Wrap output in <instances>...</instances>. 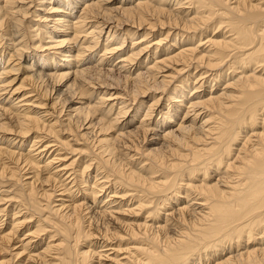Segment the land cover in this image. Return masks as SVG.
<instances>
[{"label": "bare ground", "instance_id": "bare-ground-1", "mask_svg": "<svg viewBox=\"0 0 264 264\" xmlns=\"http://www.w3.org/2000/svg\"><path fill=\"white\" fill-rule=\"evenodd\" d=\"M3 178L0 264H264V0H0Z\"/></svg>", "mask_w": 264, "mask_h": 264}, {"label": "rangeland", "instance_id": "rangeland-1", "mask_svg": "<svg viewBox=\"0 0 264 264\" xmlns=\"http://www.w3.org/2000/svg\"><path fill=\"white\" fill-rule=\"evenodd\" d=\"M26 3H28V2H26V1H24V4H25V7H27L26 6ZM37 4H34V3H32L31 5H30V8H29V13H31L32 12V14H28V18H26L25 19V23L27 24V25H34V26H36V28H37V24H43V23H40L39 22V17H41L42 16V11H43V8L44 7H42L41 6V4H40V6H36ZM36 9V10H35ZM40 9V10H39ZM38 10V11H37ZM33 11H34V14H33ZM39 17H38V16ZM36 20H37V22H39V23H37L36 22ZM42 22V21H41ZM48 27H51L50 26V24H49V26ZM122 30H124V28H123V26H121L120 27V29H119V27H118V30H117V32L119 33V35L121 34L122 35ZM57 32L55 31V33L53 32V35H56L57 36V34H56ZM150 39H152L151 37H150ZM35 41V42H34ZM33 42H30V46L32 45L33 46V44L35 43L36 45L37 44H40V46L41 45H46L45 44V42H47V41H44L43 40V42L41 41L40 42V40H39V42H38V40H34ZM5 42V41H4ZM38 42V43H37ZM129 42V41H128ZM128 42H126L125 43V45H128ZM4 48H5V46H4ZM37 51V52H36ZM36 51H34L35 53H37L38 55L40 54L39 52H38V50H36ZM30 52V51H29ZM33 52V53H34ZM7 53V52H6ZM32 54V53H31ZM19 70H20V72L19 73H13V74H10V75H8L7 76V79L8 80H13L14 79V81H13V83H12V85H10L9 87H7L8 89H10L11 88V92H12V89L13 90H15L16 89V87L17 86H19V84H20V81L24 78V77H26V74L24 75L23 74V63L22 64H20L19 63ZM6 66V65H5ZM142 67H144V66H142ZM106 68H111V67H104V69L103 70H105ZM101 69V68H100ZM116 69H118V67H114V65H113V74L111 73V74H109V75H112V76H115L116 78H118V79H121V81L125 78V76L127 75V74H125L124 72H118V71H116ZM102 70V69H101ZM132 71H133V68L131 69ZM132 71H131V73H132ZM193 72L192 73H194V71L195 70H192ZM116 72V73H115ZM140 72H142V73H144V70H140ZM21 73V74H20ZM101 74H103V73H101ZM102 76V75H101ZM127 77V76H126ZM112 82H109V81H107V86L109 87V84L111 85L109 88H107L108 89V92H110L111 94H113L114 92H116V91H118L120 94L122 93L123 94V92L122 91H126L123 87V83H122V87L121 86H117L118 87V89L117 90H115L116 88H115V86L116 85H114L113 86V83L111 84ZM30 84V85H29ZM115 84V83H114ZM106 86V85H105ZM31 87H34V86H32V83H30L29 82V80L28 81H26L25 82V88H23V89H21V90H19V91H17L16 92V96L18 97V96H21L22 95V93L24 94L25 92L27 93V92H29V91H31L32 89H31ZM37 87V86H36ZM206 87H208L207 85H205L204 86V88H206ZM96 88V87H95ZM106 88H104V89H102V90H107ZM51 89H49V91H50ZM102 90H99V91H102ZM91 92H93L92 90H90ZM202 93L204 92V89H201L200 90ZM35 92L36 93H39L38 91H37V89L35 90ZM35 92H33V93H31V95L32 96H34L36 93ZM94 92H98V91H94ZM3 93V92H2ZM21 94V95H20ZM6 96V98H8L9 97V95H7L6 93H4L3 95H2V98L3 97H5ZM187 97H188V99H189V97H190V95L189 94H187ZM15 98L16 97H14L13 98V100H15ZM93 98H95L94 97V94L91 96V99H93ZM50 99H51V97H50ZM50 99H49V96H47L45 99H44V104H46V106L43 108V109H40L41 111H51V102H50ZM148 99V98H147ZM32 101H33V99H32ZM146 101V100H145ZM15 103H16V101H15ZM50 113V112H49ZM132 113H134V112H132ZM132 113H130V115H133ZM53 117H55V115L53 116ZM154 117V116H153ZM155 118H157L158 119V121L159 120H161L162 118L160 117V116H157V117H155ZM64 119V118H63ZM200 124V122L198 123V125ZM171 126H173L174 124H170ZM159 132H161L160 130H159ZM7 137H11V136H7ZM62 137H64V136H62ZM65 137H66V135H65ZM71 140V139H70ZM17 141H18V139H17ZM17 141H15V143H17ZM71 144L70 145H73V142H70ZM1 147L4 149V148H6L5 146H2L1 145ZM25 147H26V145H24L23 146V148H22V155L23 156H25L26 155V153H27V151H28V148L26 147V149H25ZM83 147L84 148H86V145H83ZM36 153V152H35ZM39 159V158H38ZM46 159V158H45ZM45 159H41L40 161H44ZM43 166V163L41 162L40 163V167H42ZM57 165H54L53 167H56ZM14 168V167H13ZM53 171H55V170H53ZM52 171V172H53ZM24 172H27V174L25 173V177L27 178H29L30 176L32 177V175L33 174H29L28 175V173H31L30 171L28 172L27 171V169H25V171H22L21 172V175H23L24 176ZM43 172H45V174L43 173ZM42 173H43V175L40 173L39 175L41 176L42 175V177H48V175H46L47 173H46V170L45 171H43ZM89 173H91V172H89ZM38 175V178H40L41 180H42V182L40 181V179H38L37 181V183H35L34 185H35V189L38 191V190H40V191H48L47 189H49V192H53L54 191V188H53V190H50V188L52 189V185L54 186V181H50V183L49 182H45L46 180H47V177L43 180L42 179V177H40ZM25 177H23V180H21V183L23 184L24 182L26 183V182H28L29 180H27ZM56 178V177H55ZM64 178H65V176H62L61 177V181H63L64 180ZM4 180V181H3ZM10 180H12V179H10ZM26 180V181H25ZM14 181L12 180V182L11 181H9V180H6V179H2V180H0V205L4 208V207H6V206H8V204L6 205V206H3L4 204H5V202H7L8 201V199H10V198H12L13 196L15 197L20 191H23V186L21 185V184H18L17 186L16 185H14V183H13ZM43 182H45V183H43ZM67 182V181H66ZM66 182H64V184H66ZM24 183V184H25ZM68 183V182H67ZM21 187H20V186ZM43 185V186H42ZM70 186L68 185V187L67 188H69ZM84 187V186H83ZM12 189H13V192H12ZM59 189H61L60 187H58V188H56L55 189V195H54V199L52 200V202H53V206H54V204L55 205H59L60 203H61V200H62V202L63 201H66V202H64L65 203V206L67 205V204H69V201L67 202V197L66 196H60V195H66V194H62L61 192V190H59ZM81 189H83L82 187H80V190ZM10 190H11V193H10ZM74 192H76L75 190H76V188H74V189H72ZM39 192V191H38ZM13 193V194H12ZM42 193V192H41ZM40 192H39V194H41ZM58 193H61V194H58ZM81 195V197H82V195H83V193L82 192H80L79 193V195L78 196H80ZM102 195V194H101ZM6 200V201H5ZM85 202L88 204V206H91V209H92V207H93V209H96V211H100V210H102V209H100V208H102L103 207V205H104V197L103 196H101V198H98V200L96 201V202H94V203H92V202H90V201H88V200H85ZM2 203V204H1ZM4 203V204H3ZM43 204L45 203L44 201L42 202ZM175 203V204H174ZM178 204V203H177ZM176 204V202L175 201H172V203L168 206V208H167V212L166 213H170V212H172V210L174 211V210H176V208H175V205H177ZM0 206V207H1ZM172 206V207H171ZM12 207H14V205L12 206ZM99 207V208H98ZM171 209V210H170ZM9 210H10V208H8V215H9ZM166 213L165 214H162V217L164 216V215H166ZM165 217V216H164ZM5 218V217H4ZM4 218H2L1 220L3 221L2 223H3V225L1 226L2 227V229H6L7 227H9V224H10V219H4ZM163 219V218H162ZM31 228V224H27V226L22 230L21 229V231L19 232V233H21V235H24V234H26L27 233V229H30ZM2 231V230H1ZM20 235V234H19ZM22 238V237H21ZM2 256V253H0V257ZM1 260V259H0Z\"/></svg>", "mask_w": 264, "mask_h": 264}]
</instances>
